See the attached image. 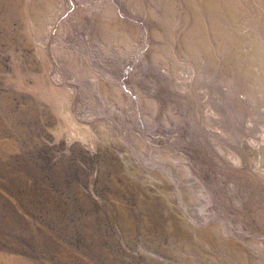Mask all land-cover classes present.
Instances as JSON below:
<instances>
[{
	"label": "rangeland",
	"instance_id": "1",
	"mask_svg": "<svg viewBox=\"0 0 264 264\" xmlns=\"http://www.w3.org/2000/svg\"><path fill=\"white\" fill-rule=\"evenodd\" d=\"M0 264H264V0H0Z\"/></svg>",
	"mask_w": 264,
	"mask_h": 264
}]
</instances>
